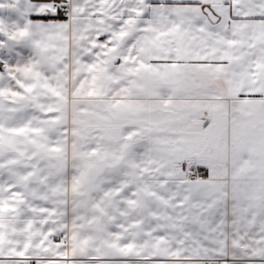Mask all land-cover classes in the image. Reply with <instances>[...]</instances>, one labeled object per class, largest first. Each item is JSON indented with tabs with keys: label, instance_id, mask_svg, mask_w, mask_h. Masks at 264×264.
Here are the masks:
<instances>
[{
	"label": "crops",
	"instance_id": "obj_1",
	"mask_svg": "<svg viewBox=\"0 0 264 264\" xmlns=\"http://www.w3.org/2000/svg\"><path fill=\"white\" fill-rule=\"evenodd\" d=\"M0 4V264H264V0Z\"/></svg>",
	"mask_w": 264,
	"mask_h": 264
},
{
	"label": "built area",
	"instance_id": "obj_2",
	"mask_svg": "<svg viewBox=\"0 0 264 264\" xmlns=\"http://www.w3.org/2000/svg\"><path fill=\"white\" fill-rule=\"evenodd\" d=\"M60 10V4L58 2L52 4V11L57 12ZM63 16L65 18L69 17L68 9L65 7L63 10ZM188 177L192 181L200 180L203 178V174L199 168L191 166L188 168ZM214 264H219V262H214Z\"/></svg>",
	"mask_w": 264,
	"mask_h": 264
},
{
	"label": "rangeland",
	"instance_id": "obj_3",
	"mask_svg": "<svg viewBox=\"0 0 264 264\" xmlns=\"http://www.w3.org/2000/svg\"><path fill=\"white\" fill-rule=\"evenodd\" d=\"M1 2V0H0ZM31 19H33L32 17H30ZM42 19V17H40ZM50 20H53L50 19ZM3 26H4V15H3V6L2 4H0V53L2 55V50H3V38H4V31H3ZM1 60V58H0ZM221 83V80H219V84ZM2 239H0L1 241ZM0 247H2V245H0Z\"/></svg>",
	"mask_w": 264,
	"mask_h": 264
},
{
	"label": "water",
	"instance_id": "obj_4",
	"mask_svg": "<svg viewBox=\"0 0 264 264\" xmlns=\"http://www.w3.org/2000/svg\"><path fill=\"white\" fill-rule=\"evenodd\" d=\"M206 12L209 14V16L211 17L212 20H216V19L214 18V16L212 15V13H211L208 9L206 10Z\"/></svg>",
	"mask_w": 264,
	"mask_h": 264
},
{
	"label": "trees",
	"instance_id": "obj_5",
	"mask_svg": "<svg viewBox=\"0 0 264 264\" xmlns=\"http://www.w3.org/2000/svg\"><path fill=\"white\" fill-rule=\"evenodd\" d=\"M59 13H60V11H58ZM57 12V13H58ZM57 16H61V17H63V15H61V14H59V15H57ZM40 17H42V18H47L48 16H40Z\"/></svg>",
	"mask_w": 264,
	"mask_h": 264
}]
</instances>
